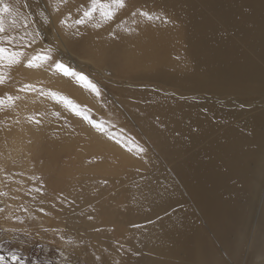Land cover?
I'll list each match as a JSON object with an SVG mask.
<instances>
[{"label": "bare ground", "instance_id": "bare-ground-1", "mask_svg": "<svg viewBox=\"0 0 264 264\" xmlns=\"http://www.w3.org/2000/svg\"><path fill=\"white\" fill-rule=\"evenodd\" d=\"M82 1L91 6V0ZM132 4L139 10L119 9L107 21L97 11L83 28L72 9L62 24L66 31L81 29L97 50H114L116 63L125 59L130 68H153L143 80L162 86L127 105L164 163L135 159L97 135L94 145L85 143L87 153L92 146L100 156L114 154L110 172L129 165L127 176L112 181L111 190L117 197L124 193V202L113 206V194L94 199L104 218L128 229L127 241L116 245L125 248L120 264L241 263L254 227L256 251L264 253V0ZM144 11L154 18L145 20ZM22 102L17 131H10L18 143L28 125L23 111L51 105ZM41 123L27 135L38 150L45 140L51 159L62 151L72 159L82 154L73 132L61 128L50 137L48 124ZM83 226L81 234L93 245L109 249L116 243L106 227L91 221Z\"/></svg>", "mask_w": 264, "mask_h": 264}, {"label": "rangeland", "instance_id": "rangeland-1", "mask_svg": "<svg viewBox=\"0 0 264 264\" xmlns=\"http://www.w3.org/2000/svg\"><path fill=\"white\" fill-rule=\"evenodd\" d=\"M7 2L15 5L18 14L14 17L15 23L12 17L5 18V32L0 33L5 39L0 40V46L23 55L19 63L0 62L3 81L0 83V100L3 101L0 103V256L7 264H120L119 250L125 248L116 245L127 241L123 235L128 236V229L104 218L94 199L98 194H106L107 198L113 194L116 197L112 200L113 206L117 201L124 202V193L117 197L115 190H111L112 181L127 176L129 165L110 172L109 165L116 160L114 154L100 156L92 146V152L87 153L85 143L94 145L97 135L109 148L120 146L135 159L164 163L155 143L141 130L136 112L127 105L128 101H139L142 92L162 86L143 80L153 68H130L125 59L116 63L114 50H97L85 39L81 29L78 32L63 29L62 21L71 16L72 9L79 12L81 18L83 11L90 8L84 6L82 0ZM125 4L128 11L139 10L132 0H125ZM78 27L83 28L84 23ZM37 55H50L51 59L40 63L39 67H28V61ZM56 61L82 72L97 85L100 95L75 78L63 75L56 69ZM28 68L34 70L27 71ZM52 93L71 100L90 119L101 123L104 131L97 130ZM22 100L32 104L47 101L51 105L42 104L32 111H23L28 125L18 143L15 132L10 131H17L19 126L15 113L24 109ZM42 120L49 126L50 137L60 134L61 128L73 132L80 140L77 148H83L82 154L72 159L62 151L51 159L46 153L45 140L38 150L27 135L34 126H42ZM86 132H90L88 138ZM137 144L149 152H139ZM116 158L119 161L120 157ZM99 165L103 169L97 173ZM86 166L90 171L82 169ZM98 216L102 218L97 220ZM85 221L106 227L116 243L108 246L109 249L93 245L91 238L81 234ZM256 230L255 227L252 230L241 263L246 258V264H264V253L256 251ZM14 256L18 259L13 260Z\"/></svg>", "mask_w": 264, "mask_h": 264}, {"label": "snow or ice", "instance_id": "snow-or-ice-1", "mask_svg": "<svg viewBox=\"0 0 264 264\" xmlns=\"http://www.w3.org/2000/svg\"><path fill=\"white\" fill-rule=\"evenodd\" d=\"M125 0H109V2L102 3L101 0H91L90 8H87L83 11V16L76 21L77 24H83L86 20H91L94 14L99 11V15L102 20H111L113 19L116 11L119 9L125 8ZM18 14V10L15 5L10 4L7 0H0V33L5 32L4 28V20L6 17H13V23H15L14 17ZM136 15L135 12L132 13ZM142 16L146 17L149 20H152L154 17L147 11L140 13ZM63 23V21H62ZM26 26V25H25ZM5 39L4 37H0V40ZM23 38H21L22 40ZM23 53L20 51H9L7 47L0 46V62H8L9 64L19 63V57L22 56ZM51 59L50 55H37L33 56L31 60L28 61V67H39L40 63ZM55 67L58 71H60L65 76H70L75 78L79 83H81L85 88L89 89L91 92L95 93L97 96L100 95V89L97 87L95 83L88 79L82 72H78L69 66L63 64L62 62L56 61ZM2 79H0V83H2ZM58 101H62L66 107L73 110L77 115L83 116L84 119L88 120L93 127L97 128L99 131H104L101 123H97L96 121L90 119L86 114H84L79 106L75 105L71 100L66 97L57 96V94H51ZM11 99V97H9ZM0 103H3L0 100ZM135 143V141H133ZM136 148L139 152H144L145 149L138 144ZM13 260L18 259V257H12ZM0 264H7V261L3 256H0Z\"/></svg>", "mask_w": 264, "mask_h": 264}]
</instances>
